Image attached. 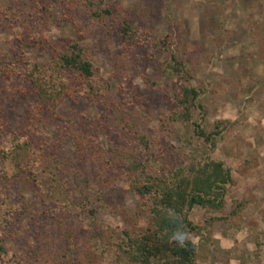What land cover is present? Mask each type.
<instances>
[{"label": "rangeland", "instance_id": "374dc122", "mask_svg": "<svg viewBox=\"0 0 264 264\" xmlns=\"http://www.w3.org/2000/svg\"><path fill=\"white\" fill-rule=\"evenodd\" d=\"M75 2L71 22L68 0H0V150L16 133L35 142L19 159L29 187L14 184L19 169L0 152V264H139L117 249L122 230L151 226L149 196L132 183L171 181L207 157L226 164L232 183L223 208L192 210L206 225L203 242L189 234L197 264H264V0ZM123 15L149 40L132 49ZM64 40L87 48L94 89L74 82L30 126L26 76L40 65L58 89L52 46ZM172 56L181 75L167 67ZM182 84L202 92L205 111L193 108L191 120L180 116ZM220 121L211 150L194 124L210 133Z\"/></svg>", "mask_w": 264, "mask_h": 264}, {"label": "trees", "instance_id": "16d2710c", "mask_svg": "<svg viewBox=\"0 0 264 264\" xmlns=\"http://www.w3.org/2000/svg\"><path fill=\"white\" fill-rule=\"evenodd\" d=\"M68 21L73 22V13L77 10L75 0H68ZM108 12V11H107ZM110 13V12H109ZM98 15V14H97ZM120 33L125 42L132 49L137 48L140 41L149 40V36L142 30L132 27L128 15H123L120 21ZM168 39L158 43L159 49L166 47ZM161 47V48H160ZM53 73L59 80V88L49 87V81L41 75L40 65H34L26 76L30 82V91L35 99V106L27 120L28 125L37 127L40 122L42 110L48 109L52 114L54 109L71 91L74 82L84 83L94 89L93 76L95 69L90 61L87 48L79 41H62L59 46H52ZM167 62L168 69L176 75L184 73L186 66L176 56ZM76 91V90H73ZM77 92V91H76ZM201 90L191 85H181L178 101L185 112L180 116L184 120H191L193 108L205 111V107L198 102ZM224 121L216 124V129L207 133L200 123H195L196 132L210 146L211 150L217 147L216 136L223 130ZM10 147L1 149L6 157H12L19 173L14 177V184L21 183L20 188L29 187V179L25 177V168L20 163V155L29 148L35 147L32 136L23 137L18 133L12 136ZM35 143V142H34ZM173 180H149L148 184L132 183L133 189L141 195H148L151 201V226L139 233L122 230L120 242L117 245L118 253L128 261L139 264H197L199 245L189 234L201 236L204 241L206 225L197 223L191 218L195 205H202L205 209H221L225 202L228 185L232 183L231 170L223 161L211 157L192 163L187 171L179 170L174 174ZM4 179L10 180L6 177ZM16 180V181H15ZM83 190V188H81ZM239 203L232 210L236 216L240 210ZM202 244V243H201Z\"/></svg>", "mask_w": 264, "mask_h": 264}]
</instances>
